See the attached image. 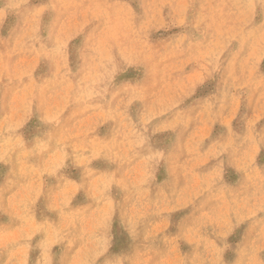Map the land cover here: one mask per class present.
<instances>
[{"label": "clouds", "instance_id": "clouds-1", "mask_svg": "<svg viewBox=\"0 0 264 264\" xmlns=\"http://www.w3.org/2000/svg\"><path fill=\"white\" fill-rule=\"evenodd\" d=\"M0 264H264V0H0Z\"/></svg>", "mask_w": 264, "mask_h": 264}, {"label": "rangeland", "instance_id": "rangeland-1", "mask_svg": "<svg viewBox=\"0 0 264 264\" xmlns=\"http://www.w3.org/2000/svg\"><path fill=\"white\" fill-rule=\"evenodd\" d=\"M206 90H207V89H205V90H202V92H203V91H206Z\"/></svg>", "mask_w": 264, "mask_h": 264}]
</instances>
